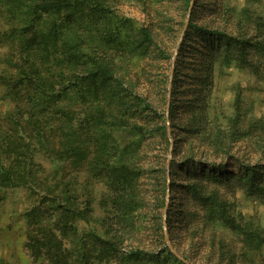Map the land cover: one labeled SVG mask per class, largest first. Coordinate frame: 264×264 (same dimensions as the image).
<instances>
[{
	"label": "rangeland",
	"instance_id": "rangeland-1",
	"mask_svg": "<svg viewBox=\"0 0 264 264\" xmlns=\"http://www.w3.org/2000/svg\"><path fill=\"white\" fill-rule=\"evenodd\" d=\"M32 1L0 0V80L8 83L0 81V164L28 174L35 187L0 188V264H55L56 249H30L45 235L67 264H79L80 250L90 256L83 264H123L118 258L93 260L98 252L87 237L93 217L130 248L155 253L161 227L164 245L167 239L185 264H264V182L250 186L236 164H255L264 172V0H189L187 7L186 0H92L109 13L97 17L87 7L81 15L47 13L29 24L25 10ZM188 9L192 25L243 45H232L225 56L224 45L209 48L210 37L203 33L191 29L184 37ZM105 17L128 26L108 31ZM140 26L162 41L165 60L136 48ZM124 32L130 50L118 43ZM111 36L113 43L104 47L103 37ZM77 50L108 60L126 92L118 104H108L116 119L142 129L147 148L132 173L121 165V150L134 136L118 128L103 143V127L92 122L94 110L85 93L49 101L37 97L35 84L28 83L34 79L55 96L62 85L69 86L71 74L84 71ZM178 57L181 63L174 66ZM176 71L181 83L171 87ZM171 89L179 108L174 139L193 145L184 156L192 153L202 170L175 169L170 177L157 166L164 150L150 131L159 126L156 113L163 102L168 105ZM217 144L234 159L224 169L228 179L202 173L208 164L213 172L225 166ZM170 159L167 155L166 165ZM183 162L176 157V164ZM120 199L133 204L130 224L119 219L125 211L117 205ZM71 206L87 212L88 223L62 212ZM125 245L119 248L122 254ZM165 260L160 264H173L170 257Z\"/></svg>",
	"mask_w": 264,
	"mask_h": 264
},
{
	"label": "trees",
	"instance_id": "trees-1",
	"mask_svg": "<svg viewBox=\"0 0 264 264\" xmlns=\"http://www.w3.org/2000/svg\"><path fill=\"white\" fill-rule=\"evenodd\" d=\"M3 1V0H2ZM12 3L20 4L23 0H7ZM189 4V0H186L185 6L187 7ZM90 11V13L96 14L97 17H101L108 14L109 11L104 8L102 5L98 3H94L92 0H33L31 4H29L26 7L25 10V17L27 18V21L29 24L36 22L39 20L42 14L47 13H53V14H60L61 12L68 13L70 15H81L84 11V9H87ZM190 13H192L190 11ZM100 15V16H99ZM191 17V14H190ZM107 19H101L103 20L102 25L107 24V29L110 31V28H117V29H123L124 27L128 26L125 20H122L119 22V24L113 25V22L108 20L111 18L105 17ZM31 26H27V28H30ZM24 28V29H27ZM191 29L195 30L197 33H203L204 36L210 37L209 38V48H217L219 49L221 44L224 45V55L228 56L230 53V48L234 44H238L240 46L243 45V42H238L234 38H231L228 35H224L218 32H206L205 29L194 26L190 22L187 24L186 31L184 37H186V33H188V30ZM110 34V33H109ZM129 34L124 32L123 33V39L122 41L118 42L123 47L130 50V47L132 46L130 42L128 41ZM136 37L139 39V42L137 43L136 48H144L143 51H150V53L155 54V57L158 60H165L166 59V51L164 50V46H162L161 43L157 41V38L152 35L151 31L149 29H146L144 27H138L136 29ZM113 37L111 36V39L103 37V43L104 47L109 48L108 46L110 43H113ZM151 49V50H149ZM216 49V50H217ZM215 50V51H216ZM77 57L76 61L83 67L84 71L82 74H77V72L71 74L69 76V86L62 85L61 88L58 89V91L55 93V96H53L52 92H47L44 84L37 83L34 81V79L30 80L28 79V83L35 84V91L38 96H42L47 98L49 101H61L63 95H74L75 97H79L80 94L85 93L86 97L84 99H87L93 107V112L90 114L91 120L95 125H100L103 127L102 133L105 135V139L101 137L102 140H104L103 143L106 142V136L111 135V131H114L115 129L120 128L124 132L134 136L131 140L130 144H127L123 146L124 148L121 150V156L123 155L125 157V162L121 165L122 167L126 168L129 173H132L133 170H130L136 162L138 161V158L141 156H144V150L147 148L143 145V134L142 129L137 128L135 126H128L125 119H116V117L113 114V111L109 109L110 102H115L118 104V101L121 98V94H126L125 90L121 91V86L119 79L114 75V71L112 69V65L110 66V63L107 60V63L104 60H99L95 52H82L75 51ZM174 66H179L181 63V60L179 61V57L177 59ZM175 70V69H174ZM181 74V71H176L173 73V77L171 80V87L179 85V76ZM2 83L8 85V83L4 80H0ZM139 100V99H138ZM141 103L143 101L139 100ZM114 102V103H115ZM177 102L178 98L175 96L174 91L171 89V97L168 101V105L166 106V102H163L161 110L156 113V119L157 121H160L159 126L155 129V131H150L151 134H155L158 136L160 142L162 143V150H164L163 154L164 156H158L160 157L159 160L162 157V161L160 163L158 162L157 166L162 165L161 171L169 174L171 177L174 175L175 169H180L182 173L188 172L191 169L194 173H197L195 169L202 170L199 164H197L194 160L195 156L191 153L190 155H185L186 148H191L193 145L189 142H185V138L180 139H174V131H173V120L175 117V114L177 113ZM145 109V108H144ZM146 110V109H145ZM158 125V124H157ZM136 137V138H135ZM171 137V140H169ZM170 145H172L171 150V159L166 165V157L169 154L170 151ZM217 146L215 148L221 153L223 157V162L226 163L224 165H217L215 166L216 169L207 170L210 165L208 164L205 167V170L202 171V173L209 172L213 177H218L222 179H228L225 175L226 167L229 166V162L231 160L234 161L233 156L230 155L228 149H224V151L220 150ZM141 152V154H140ZM176 157L178 159H185V162L182 163V165L176 164ZM162 162V163H161ZM242 172V175L246 182L250 186H253L256 182L262 181L264 182V172H262L261 168L258 167V165H242L241 162L236 163ZM197 165V166H196ZM208 167V168H207ZM212 167V166H211ZM214 167V166H213ZM216 173V174H215ZM205 175V174H204ZM29 175L28 174H21L16 172V169L12 166H5L0 164V188H13L17 186H23L24 184H28ZM171 180V179H170ZM30 182L28 185L32 187V190L35 191V187L33 183V178H30ZM127 183V181H125ZM172 184V182H171ZM191 191L194 195V197H199L198 191L191 187ZM53 200V199H52ZM49 200V201H52ZM117 205H123L125 211L120 213L122 216L119 218L124 224H130V215H131V205L132 203H129L126 200L120 199L117 202ZM62 212L69 213L74 221L77 220H83L88 223L89 215L85 214L83 211H79L73 206L67 207L63 209ZM122 210V209H121ZM61 212V213H62ZM90 222H92V226L89 229V232L87 233V237L93 246L92 248H96L98 254L93 256V260L95 261H106L109 262L110 260H114L118 258L119 261H121L123 264L132 263L134 260L137 259H145L147 262H150L151 264H160L167 262L165 258H171L173 264H185L182 260L176 259V256L172 255L169 249L164 245V236L163 231L161 227L158 229L159 234H157V239H155L156 242H158V247H160V250L157 251V253L151 251V250H144L138 246L130 248L129 245H125L128 243L126 239H124L122 236L117 235L114 231H111V234L109 232L103 231L102 226H100L98 219L91 218ZM104 227V226H103ZM167 227L171 228L170 222L168 221ZM102 229V231H101ZM101 232V234H99ZM48 236L45 235V238L43 239H36L32 241L31 244V250L35 253H39L40 250H50V249H56L59 254L60 250L56 248L55 243H51L50 240H46ZM80 243V242H79ZM125 245L128 247L127 252L125 254H122L119 251L120 246ZM162 248V249H161ZM41 253V252H40ZM59 254L56 256V258L52 261L55 264H67L64 262V258L60 257ZM62 256V255H61ZM90 256L88 254L84 253L82 250L77 252L76 258L77 263L83 264L88 261Z\"/></svg>",
	"mask_w": 264,
	"mask_h": 264
},
{
	"label": "water",
	"instance_id": "water-1",
	"mask_svg": "<svg viewBox=\"0 0 264 264\" xmlns=\"http://www.w3.org/2000/svg\"><path fill=\"white\" fill-rule=\"evenodd\" d=\"M189 14H190V9H188V12H187V16H186V21H185L184 29H185L186 26H187L188 18H189ZM171 150H172V145H170V151H169V154H168L169 157H170V154H171ZM165 241H166V244H167L168 249L172 252V254H173L174 256L177 257L176 253H174V252L171 250V248H170V246H169V244H168L167 239H165Z\"/></svg>",
	"mask_w": 264,
	"mask_h": 264
}]
</instances>
